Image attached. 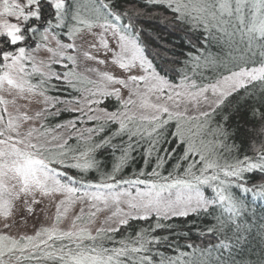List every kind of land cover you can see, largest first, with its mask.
<instances>
[{
  "label": "snow or ice",
  "instance_id": "snow-or-ice-1",
  "mask_svg": "<svg viewBox=\"0 0 264 264\" xmlns=\"http://www.w3.org/2000/svg\"><path fill=\"white\" fill-rule=\"evenodd\" d=\"M148 3L171 9L177 19L191 22L193 28L202 26L212 39L223 41L229 48L224 59L196 55L192 62L196 69L223 68L227 74L197 83L185 73L179 83L174 82L166 68L148 58L129 12L117 11V6L106 0H73L71 4L68 0H0V218L5 221L4 231H0V264H211L206 256L212 255V249L207 247L188 244L193 248L191 253L176 249L179 254L175 256L154 251L167 241L158 230L172 228L167 222L177 219L211 216L215 224L200 234L224 233L246 209L234 189L264 199V183L249 186L247 182V174H264V142L255 157L245 154L229 159L225 152L238 153L239 148L227 143L234 135L225 126L228 115L222 116L224 124L211 126L214 114L231 106L229 98L242 89L248 96L258 89L264 100V0ZM46 6L53 10L55 23L47 20V27L40 31L29 22L43 21ZM124 17H129L127 23ZM65 28L67 43L56 31ZM213 30L220 35H214ZM85 33L94 39H86ZM108 33L116 42L115 48L110 46ZM29 34L40 40L31 51L25 46ZM78 38L82 41L79 46ZM51 40H55V48L49 46ZM42 48L52 54L47 62L37 61L36 53ZM101 49L105 58L111 53L112 64L128 73L125 78L95 67L85 71L97 79L77 71L78 58L72 52L83 50L85 60L104 65L106 59L92 51ZM64 60L73 67L63 64L67 71L53 70L52 65ZM133 70L138 71L132 74ZM33 77H39V82L33 83ZM52 79L65 81L81 95L80 99L57 100L52 107L63 103L67 106L63 111L81 115L55 128L41 124L43 130L31 126L23 130L29 121L59 115L61 109L49 113L45 108L29 116L17 104L18 99L27 100L30 95L50 102L52 98L45 93ZM122 89L127 90L126 99ZM5 93L13 98L6 99ZM109 97L119 102L115 111L101 107ZM10 105L14 112L9 111ZM236 108L238 111L239 105ZM257 112L254 109L253 115ZM259 114L264 119V113ZM87 122H94V126L77 127ZM170 125L174 131L169 135ZM170 136L185 147L167 169L175 154L163 149L161 155V151ZM118 138L122 144L114 143ZM73 139L76 143L69 144ZM142 141L147 142L146 148ZM139 148H144V168L125 178L121 173L135 160L133 153ZM108 149L113 154L119 152L110 172L101 169L97 158ZM92 172L98 178H88ZM46 198L55 203L50 226H41L34 234L12 235L7 231L13 227L7 221L14 218L18 204L32 214ZM78 204L70 226L63 228L62 222ZM101 213L108 215L93 234L90 226ZM236 227L239 229L238 224ZM122 228L126 235L121 234ZM117 234L122 238L117 240ZM108 243L119 246L109 247ZM214 247L230 249L232 245L222 240Z\"/></svg>",
  "mask_w": 264,
  "mask_h": 264
},
{
  "label": "trees",
  "instance_id": "trees-1",
  "mask_svg": "<svg viewBox=\"0 0 264 264\" xmlns=\"http://www.w3.org/2000/svg\"><path fill=\"white\" fill-rule=\"evenodd\" d=\"M68 2L71 4L73 0H68ZM106 2L116 5L117 11L127 10L129 12L134 30L139 34V41L144 46L148 58L158 67L166 68L168 77L174 82L179 83L185 73L197 83H207L209 79L217 78L220 73L227 74L223 68H194L193 56L211 54L224 59L229 51L228 46L223 41L218 42L216 39H212L202 26L193 28L191 22L177 19V14L171 9L164 6L151 5L148 0H106ZM137 12L140 13L138 16L136 15ZM52 13L53 10L46 7L45 21L52 19L53 23H55ZM128 19L129 17H124V22L127 23ZM45 21L43 20V22ZM45 27H47L46 23L43 25V28ZM56 31L60 33L62 40L67 39L66 28ZM213 34L220 35L215 30H213ZM236 39L239 41V36ZM239 47L243 48L244 45L239 44ZM65 64L69 65L67 60ZM229 67L235 68V65L229 64ZM56 70L58 73H63L68 69L56 67ZM32 82L38 83L39 77H33ZM77 86L79 87L80 85ZM46 87L47 91L45 94L52 98L50 103L57 100L65 101L81 98L80 93L68 87L63 80L52 79ZM87 87H91V85H87ZM254 91L255 95L248 96L243 89L240 90L239 93L234 94V98H229L232 101L231 106L222 108L214 114L212 127H215L216 123H225L222 120L223 115H228L229 117L225 126L234 135L231 136L227 143L229 145L235 144L239 148L238 153L228 154L225 152L229 159L233 155L243 157L245 154L255 157L257 155L256 149L264 142V119H261L259 114L264 113V100H261V93L258 89ZM118 103L114 97H109L101 107L106 106L109 111H115ZM236 105H239L238 111ZM65 107L67 106L63 103H56L55 107L50 106L48 109L49 113H56L57 109H61V111L59 115L48 114L47 118L43 119V124L49 128H55L57 124L66 123L68 120H77L81 115L79 112L63 111ZM72 107H77V105L73 104ZM254 109L258 110L256 115H253ZM92 126H94V122L78 123L77 125V127ZM115 127V125L112 126V128ZM169 127L170 135L174 131V127L171 125ZM57 131L62 130L57 129ZM126 139V137L123 138V140ZM207 139H212V137L208 136ZM123 140L118 138L114 143L119 145L123 143ZM75 143L74 139L69 141V144L74 145ZM141 143L144 144L145 148L147 147L146 141ZM184 147V145H179L176 140L171 139V136L169 142L162 145L161 155L164 154L163 149L175 154L173 160H169L166 164L165 167L167 169L171 168L175 157L181 153ZM143 151L144 148H139L138 151L133 153L135 160L121 175L127 178L132 176L134 172L144 168ZM117 155H119L118 151L113 154L110 149L98 153L97 158L101 161V169L110 172ZM93 177L98 178V174L95 172L89 173L88 178ZM247 182L249 186L264 183V174L259 172L247 174ZM233 191L241 197L246 205L242 215L236 218V224L230 225L224 233L201 235V230L206 229L211 224H215L216 221L213 217L189 216L187 221L182 218L170 221L167 223H171L173 225L172 228L158 230V234L162 237L166 236L167 241L155 246L154 251L175 256L179 254L176 249L191 253L193 248L204 249L207 247L212 249V255L210 257L206 256V259L211 264H264V199L256 198L252 193L244 194L239 189H234ZM216 214H219V209L216 210ZM189 222L193 223L190 224ZM237 224L239 229L236 227ZM185 233H188V235H185ZM121 234H127L125 229H121ZM121 234H117V240L122 238ZM222 240L230 243L232 247L230 249L214 247L220 244ZM188 244H192L193 248H188ZM108 246L115 247L119 245L108 243ZM197 256H199V253H197ZM217 257H219V261H217ZM28 264H35V262H28Z\"/></svg>",
  "mask_w": 264,
  "mask_h": 264
},
{
  "label": "rangeland",
  "instance_id": "rangeland-1",
  "mask_svg": "<svg viewBox=\"0 0 264 264\" xmlns=\"http://www.w3.org/2000/svg\"><path fill=\"white\" fill-rule=\"evenodd\" d=\"M47 7V6H46ZM30 21V25H31ZM46 23L41 21L39 22L41 27H38L40 31H43V25ZM96 33H100L101 30L100 29H95L94 30ZM62 34V32H61ZM107 38L109 40L110 46L115 48V40L112 38L111 33L106 34ZM84 37L86 39L92 40L94 39L90 34L85 33ZM37 41L35 39H28L26 41V47H28L29 51H31L33 48H35L36 44L40 43L39 40V36L36 37ZM97 43H98V36L95 38ZM65 43L70 42L67 39L63 40ZM77 45L79 46L82 41L81 39H77L76 40ZM50 47L55 48L56 47V42L55 40H51ZM85 49H87V45L84 46ZM82 51L81 52H72L71 54L76 55L78 58V67H77V71L79 72H83L85 75L89 76L92 79H97V77L95 76L94 73H88L85 70L89 67H95L98 68L100 71L102 72H108L118 78H125L128 73H124L123 70L119 69L117 65H113L111 62V53H109V56L107 58H105L103 56V50L101 49L99 52H96V50H92L94 55H98L99 58L102 59H106V63L104 65H99L97 63H95L94 61H87L84 59L83 55H82ZM37 56V61H44L47 62L50 57L52 56L51 53H49L47 51L46 48H42L38 53H36ZM64 60L61 64H54L52 65L53 70H56V67H60V69H64L63 64H65ZM70 68L73 67L71 65V62H69ZM31 65H29V70H30ZM47 69H45L46 71ZM138 70H133L132 74H136ZM58 72V71H57ZM111 88H118L120 87L119 85H111ZM122 93H123V98H127V90L126 89H122ZM5 95L6 99H12V96H8L6 93L3 94ZM15 95V93H13V96ZM17 104L22 106L21 107V111L22 112H26L29 116H34L36 112L38 111H43L45 108L49 109V107H52V102H48L47 104L44 101V98L39 96V95H30L29 99L25 100V99H18L17 100ZM9 111H15V109L10 105L9 106ZM43 119L44 117H41L39 119H35L32 121L27 122L24 125V129L26 130L28 127H36L38 129H41V124H43ZM38 199H40V197H37ZM58 202V201H57ZM18 210L14 216V218L10 221H7L8 223H11L13 225L12 228L8 229L7 231L10 232V234L12 235H18V234H23V233H27V234H34V232L36 230H38L41 226H50L53 222H54V216H55V203L50 200V199H44L43 202L39 205L35 206V211L32 214H27L26 212H24L22 209H20V206L18 204ZM79 207L80 205H76L74 210H72L69 215L68 218L62 222V227L63 228H68L70 226V222L71 220L74 218V215L78 213L79 211ZM108 213H101L98 214V219L96 221L95 224L91 225V229L93 231V234H95V231L98 227H100L103 224L104 218L105 216H107ZM26 221V222H25ZM4 223L5 221L3 220V218H0V231H4Z\"/></svg>",
  "mask_w": 264,
  "mask_h": 264
},
{
  "label": "flooded vegetation",
  "instance_id": "flooded-vegetation-1",
  "mask_svg": "<svg viewBox=\"0 0 264 264\" xmlns=\"http://www.w3.org/2000/svg\"><path fill=\"white\" fill-rule=\"evenodd\" d=\"M45 19H46V18L44 17L43 20L45 21ZM46 24H47V23H46ZM31 25H32V26L41 27L40 24H39V22H35V21H32V22H31ZM28 39H31V34H29V38H28ZM35 40L37 41V39H35Z\"/></svg>",
  "mask_w": 264,
  "mask_h": 264
}]
</instances>
